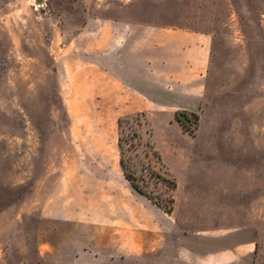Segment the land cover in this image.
Listing matches in <instances>:
<instances>
[{
	"label": "rangeland",
	"instance_id": "374dc122",
	"mask_svg": "<svg viewBox=\"0 0 264 264\" xmlns=\"http://www.w3.org/2000/svg\"><path fill=\"white\" fill-rule=\"evenodd\" d=\"M107 2L0 0L6 11L18 8L37 52L35 100L32 95L29 100L28 90L23 93L28 81L20 78L25 107L0 111V123L12 124L4 127L6 136L0 140V264H155L146 253L142 260L140 215L147 201L149 226L144 229L149 243H155L158 206L171 212L175 194L181 192L176 190L171 145L159 139L150 120L152 111L146 110L119 118L115 134L96 146V126L90 120H111L109 111L84 101L78 109H67L60 93L62 78L55 56L66 55L62 46L75 43L79 35L92 33L86 28L96 16L107 13ZM197 3L202 10L201 25L211 28L215 36L205 105L225 126L232 118L240 121L235 131L239 140L226 144L228 149L246 153L229 159L240 188L231 190L230 196H242L246 204L260 198L259 206L245 208L261 216L254 264H264V0ZM22 37L28 52V35ZM89 38L84 37L86 42ZM4 41L7 46L8 39ZM189 117L185 129L195 133L199 119ZM253 118L255 125L248 127L247 119ZM248 128L260 135L259 143L247 139ZM28 167L35 170L36 182L22 173ZM71 174L76 178L67 182ZM43 177L47 189L39 183ZM109 180L115 181L114 188H96L97 182ZM104 199L113 202L98 203ZM98 214L116 219L111 247L96 246L93 234L97 233ZM125 217L132 222L121 221ZM130 224L132 233L128 228L126 233ZM65 226L84 235L79 245L74 239L73 244L62 246L53 236H45ZM125 234H131V244Z\"/></svg>",
	"mask_w": 264,
	"mask_h": 264
},
{
	"label": "crops",
	"instance_id": "0c3cea01",
	"mask_svg": "<svg viewBox=\"0 0 264 264\" xmlns=\"http://www.w3.org/2000/svg\"><path fill=\"white\" fill-rule=\"evenodd\" d=\"M197 2L108 0L107 13L96 16V21L86 28L92 33L79 35L75 43L62 46L66 55L55 56L62 78L60 93L67 109H78L84 101L109 111L111 120H90V125L96 126V146L103 144L109 134H115L119 118L146 110L152 111L150 120L159 139L171 145L176 190L181 192H176L171 212L158 206L155 243H149L148 230L144 229L149 226L148 202L141 208L143 261L146 253L155 264H254L261 216L246 212L245 207L259 206L260 198L246 204L242 196H230L231 190L240 188L238 175L230 171L234 165L229 159L246 153L226 145L239 140L235 131L240 121L232 118L225 126L205 105L215 36L211 28L201 25L202 10ZM19 16L18 8L6 11L0 7L1 112L25 107L18 86L20 78L28 81L23 93L28 90L29 100L31 95L35 100L37 93L36 42L32 39L31 43V33ZM24 34L28 35V52ZM85 36L91 37L89 41ZM182 111L199 113L195 133L177 119L176 114ZM18 120L22 123L20 117ZM72 121L78 122L76 118ZM246 124L254 126V118L247 119ZM11 125L0 123V140L6 136L4 127ZM246 136L253 144L260 141V135L251 133L250 128ZM113 167L116 170L115 163ZM22 173L27 174L28 181L36 182L32 167ZM71 176L66 177L67 182L75 180L76 176ZM106 182H97L96 188L116 186L115 181ZM39 183L47 189L45 177ZM74 187L79 188L76 184ZM99 202L111 205L113 200ZM121 221L132 222L127 217ZM96 222V246L111 247L116 219L110 214H98ZM127 228L132 233V225H126V233ZM45 236H53L56 244L66 246L74 239L79 245L84 235L65 226ZM124 237L132 243L131 234Z\"/></svg>",
	"mask_w": 264,
	"mask_h": 264
},
{
	"label": "trees",
	"instance_id": "16d2710c",
	"mask_svg": "<svg viewBox=\"0 0 264 264\" xmlns=\"http://www.w3.org/2000/svg\"><path fill=\"white\" fill-rule=\"evenodd\" d=\"M190 114L196 116V119H197V120L199 119V115H196L194 112H192V113H187V112L182 111V112H178V113L176 114L177 119L181 122V124L183 125L184 128L186 127V120H190V117H189ZM184 118H185V119H184ZM187 127H189V126H187ZM187 129H189V128H187ZM190 132H191V131H190ZM134 185H136V183H134ZM136 186H137V185H136Z\"/></svg>",
	"mask_w": 264,
	"mask_h": 264
}]
</instances>
